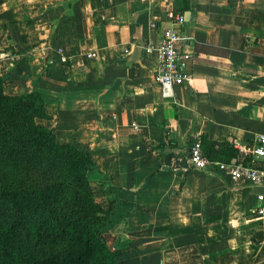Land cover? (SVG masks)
Masks as SVG:
<instances>
[{"label":"crops","instance_id":"1","mask_svg":"<svg viewBox=\"0 0 264 264\" xmlns=\"http://www.w3.org/2000/svg\"><path fill=\"white\" fill-rule=\"evenodd\" d=\"M164 28L189 55L166 95L141 48ZM0 77L6 94L38 91L35 121L91 157L118 264H264V187L178 159L193 138L264 134V0H0Z\"/></svg>","mask_w":264,"mask_h":264},{"label":"trees","instance_id":"2","mask_svg":"<svg viewBox=\"0 0 264 264\" xmlns=\"http://www.w3.org/2000/svg\"><path fill=\"white\" fill-rule=\"evenodd\" d=\"M2 83L0 264H118L101 236L108 210L93 197L91 157L35 121L46 117L38 91L6 94ZM198 140L211 161L229 162L237 152L224 140Z\"/></svg>","mask_w":264,"mask_h":264},{"label":"built area","instance_id":"3","mask_svg":"<svg viewBox=\"0 0 264 264\" xmlns=\"http://www.w3.org/2000/svg\"><path fill=\"white\" fill-rule=\"evenodd\" d=\"M172 19L176 24L182 23L180 14L172 15ZM141 48L146 55L154 54L157 57L158 63L152 77L162 95H166L171 87L185 83L188 73L183 65L189 55L181 47L179 29L164 28L156 44L145 43ZM236 149L242 157L229 162L211 161L203 155L198 138H193L178 159L193 171L213 170L231 183L264 187V134H257L252 145ZM256 198L261 203L258 212H262L264 195L257 194Z\"/></svg>","mask_w":264,"mask_h":264},{"label":"rangeland","instance_id":"4","mask_svg":"<svg viewBox=\"0 0 264 264\" xmlns=\"http://www.w3.org/2000/svg\"><path fill=\"white\" fill-rule=\"evenodd\" d=\"M184 152H185L184 149L181 150L179 155H182ZM240 157H242V155L239 154L238 152H236V154L233 156L234 159H238V158H240Z\"/></svg>","mask_w":264,"mask_h":264},{"label":"water","instance_id":"5","mask_svg":"<svg viewBox=\"0 0 264 264\" xmlns=\"http://www.w3.org/2000/svg\"><path fill=\"white\" fill-rule=\"evenodd\" d=\"M187 13H188L187 11L184 12V14H183V21H186L187 20Z\"/></svg>","mask_w":264,"mask_h":264}]
</instances>
